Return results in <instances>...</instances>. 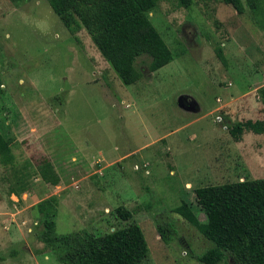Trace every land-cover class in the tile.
<instances>
[{"label":"rangeland","instance_id":"rangeland-1","mask_svg":"<svg viewBox=\"0 0 264 264\" xmlns=\"http://www.w3.org/2000/svg\"><path fill=\"white\" fill-rule=\"evenodd\" d=\"M242 1L243 14L223 0H193L189 8L160 0L148 15L174 60L152 77L149 60L139 58L144 76L128 86L86 29L78 25L81 30L71 34L47 0H0V130L12 139L15 157L11 164L0 162L3 264L17 260L14 251L21 252L17 264H36V252L52 256L38 241L42 222L32 206L56 191L58 234L86 230L101 236L137 222L150 248L142 264H202L193 257L212 244L173 210L192 204L205 222L195 190L264 179V133L245 131L235 143L227 120L247 117L235 110L225 114L222 107L225 94L233 106L238 90L264 85V0H257L256 11ZM251 107V117L264 121V108ZM206 132L222 137L209 153ZM46 159L62 188L41 179L39 165ZM24 190L31 192L26 202L10 199ZM119 206L134 218L121 221ZM170 222L177 235L166 245L156 225ZM218 264L239 263L228 257Z\"/></svg>","mask_w":264,"mask_h":264},{"label":"trees","instance_id":"trees-1","mask_svg":"<svg viewBox=\"0 0 264 264\" xmlns=\"http://www.w3.org/2000/svg\"><path fill=\"white\" fill-rule=\"evenodd\" d=\"M21 3L27 0H12ZM54 13L71 34L76 26H83L102 56L111 64L123 84L133 85L144 76L138 69L139 58L149 60L148 71L154 73L174 60L168 44L151 22L149 13L160 0H47ZM239 13L246 10L242 0H223ZM256 11L257 0H247ZM189 8L193 0H179ZM78 18V20H77ZM217 58L226 63L221 46L215 48ZM0 73V95H3ZM264 106V87L258 91ZM9 110L4 112L5 117ZM232 138L239 141L245 131L264 133V121L230 123ZM13 141L0 130V162L11 164ZM41 179L58 186L61 177L53 163L46 159L39 165ZM196 204L205 213L201 222L193 205L183 202L173 213L185 219L212 247L193 258L202 264H218L228 257L239 264H264V179L243 180L195 190ZM59 199L51 196L34 208L40 214L42 231L37 234L43 249L51 252L61 264H142L150 258V248L137 222L101 236L86 230L72 234H58L55 218ZM121 221L129 222L134 213L125 206L116 209ZM157 230L166 245L175 239L176 226L170 222L157 223ZM46 251V250H44ZM4 257L0 255V263Z\"/></svg>","mask_w":264,"mask_h":264},{"label":"crops","instance_id":"crops-1","mask_svg":"<svg viewBox=\"0 0 264 264\" xmlns=\"http://www.w3.org/2000/svg\"><path fill=\"white\" fill-rule=\"evenodd\" d=\"M76 36H77L76 38H77L78 42H81V39H79L78 35H76ZM154 74H155V72L152 73L151 76L154 77L155 76ZM247 83H248V81H246V85H247ZM262 87H264V85L259 87V88H257V89H253V90H251L250 88H245V89L238 90L241 95L234 101L233 106L232 105L231 106L228 105L227 100H226L228 94H225V96H226V97L224 96L225 103L222 106L223 109L225 108V110H224L225 114H230L231 112H233L235 110V112H237L238 115H241L243 117H247L245 120H247V121L248 120H252V121L256 122L257 120H255L253 117H251V116H253V112H252V107L251 106L256 104L258 106V108H260V109H258V112L262 111V109L264 108V106H263V104H262V102H261V100L259 98V94H258L259 89L262 88ZM223 102H224V100H223ZM227 121H228V123H231L230 119H228ZM193 122L194 121H192L191 123H193ZM205 136H206L205 147L207 148V152L208 153L211 151V149H209V148H212V146H215V145H219L220 146L221 145L222 137H221V135L219 133H212L210 135L209 133L206 132ZM209 141H211V142H209ZM242 141H243V138H241L239 141L235 140V143H239V142H242ZM144 150H141V151H144ZM130 155H131V153L126 154L125 156L121 157L120 160H125ZM143 158L144 157L142 156V159ZM98 172H101V170L97 171V173ZM253 179H255V178H253ZM58 188H62V187L58 186ZM58 192L59 191H56L53 195L58 196V198L60 200V195H59ZM30 193H31L30 190H24L23 192H12L11 196H10V199L11 200H13V199L17 200L18 202H21V201L26 202V200H28V198L30 197ZM35 206L36 205H34L32 207L34 208ZM21 212H22V210L18 209V210H16V212L12 213V215L14 216V218H16V217H18V215ZM13 244H14L13 247L16 248L15 247V246H17V245H15L16 243H13ZM36 253H37L36 254L37 256H35V253L32 252V254L35 256V258L37 257L36 264H61L56 259H54L51 255H49L48 252H43V253L36 252ZM20 254H21V252H20ZM20 254H18L16 251H14L13 252L14 258L16 257L17 260H15L12 263L8 260L7 261L8 264H17V261L20 259L19 258ZM0 255L4 257L3 261L0 263V264H3L7 260V258L4 256V254L0 253Z\"/></svg>","mask_w":264,"mask_h":264},{"label":"built area","instance_id":"built-area-1","mask_svg":"<svg viewBox=\"0 0 264 264\" xmlns=\"http://www.w3.org/2000/svg\"><path fill=\"white\" fill-rule=\"evenodd\" d=\"M218 121H219L220 123H224L222 117H218ZM225 128L227 129V127H225Z\"/></svg>","mask_w":264,"mask_h":264}]
</instances>
